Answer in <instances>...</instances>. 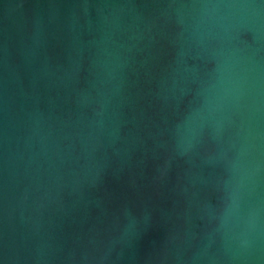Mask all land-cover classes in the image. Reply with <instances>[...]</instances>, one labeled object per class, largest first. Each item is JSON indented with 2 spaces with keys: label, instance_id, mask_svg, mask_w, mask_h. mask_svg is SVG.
<instances>
[{
  "label": "water",
  "instance_id": "obj_1",
  "mask_svg": "<svg viewBox=\"0 0 264 264\" xmlns=\"http://www.w3.org/2000/svg\"><path fill=\"white\" fill-rule=\"evenodd\" d=\"M0 264H264V0H0Z\"/></svg>",
  "mask_w": 264,
  "mask_h": 264
}]
</instances>
